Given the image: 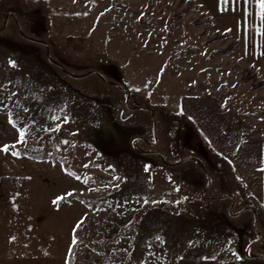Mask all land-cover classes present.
<instances>
[{"label":"rangeland","instance_id":"rangeland-1","mask_svg":"<svg viewBox=\"0 0 264 264\" xmlns=\"http://www.w3.org/2000/svg\"><path fill=\"white\" fill-rule=\"evenodd\" d=\"M247 10L0 0V148L16 145L0 152V264H251V216L210 201L235 182L210 191L202 138L180 117L211 93L264 129L263 26Z\"/></svg>","mask_w":264,"mask_h":264},{"label":"crops","instance_id":"crops-1","mask_svg":"<svg viewBox=\"0 0 264 264\" xmlns=\"http://www.w3.org/2000/svg\"><path fill=\"white\" fill-rule=\"evenodd\" d=\"M262 31H264V26ZM262 53L259 68L264 77V49ZM180 117H185L202 138L203 146L208 153L204 151V156H214L216 159H221L223 164L230 166V173H224L217 168L211 158L207 159L205 156L207 175H210V179L212 177V182H209L210 191L213 188L214 180H219L220 184L225 179L226 183L228 180L230 182V179L235 182L233 187L229 184L228 189L223 193L221 189L224 190L223 185L218 186L214 190V193L218 192L217 196L210 201L215 207H220V204L230 201L228 215L235 206L244 207L239 212L241 214L236 217L250 215L253 220L254 238L246 242L248 259L251 264H264V241H259L260 236L255 229L258 220L260 223L261 219L262 223H258V229L264 230V171H262L264 170V129L254 124V121H249L236 107L229 105L224 100L219 101L218 95L211 93H196L189 96L184 101L183 113ZM180 117L178 115L179 120ZM181 120L183 121V119ZM189 158L193 159L194 157H188L185 160ZM185 160L183 159L181 162ZM227 196H230L232 200L225 198ZM254 204L260 205L262 216L258 215L257 207L255 208ZM229 217L233 218L230 215ZM256 249H258L256 253H250Z\"/></svg>","mask_w":264,"mask_h":264},{"label":"snow or ice","instance_id":"snow-or-ice-1","mask_svg":"<svg viewBox=\"0 0 264 264\" xmlns=\"http://www.w3.org/2000/svg\"><path fill=\"white\" fill-rule=\"evenodd\" d=\"M223 3L227 4L228 0H222ZM232 3L237 5L238 8H240L241 10L244 11L245 14V22L250 18L249 17V13H248V7L250 5H255L256 7H258L259 11L254 12L251 16L252 19H255L256 16H259L260 19V23L262 26H264V0H242V5L243 7L241 8V0H232ZM230 31V30H229ZM256 34L261 35L262 38H264V31H257ZM11 66H15L14 62L10 61L9 62ZM17 94L15 92L12 93V96H16ZM9 99H11V97H9ZM4 107H7V105H4ZM25 111H28V109H25ZM9 122L13 124V127H15V123L12 120V116L11 113H9ZM64 122L67 123V117H64ZM19 131V139L17 141V143H22V144H26L27 143V139H26V135L25 132L26 130H20ZM45 131H59V127L57 128H53V129H46ZM64 143H67V141H65ZM16 145H4L2 148H0V152L3 153H9L10 150L15 149ZM12 155H18V153L16 151H11ZM147 171V169H145ZM264 171V170H262ZM239 179V177H238ZM73 193H67V196H72ZM65 197H58L57 200H54L53 203L54 204H58V202L62 199H64ZM83 221H81L77 227L80 226V224H82ZM74 242H75V238H74ZM207 259V258H205ZM213 259H215V257H213Z\"/></svg>","mask_w":264,"mask_h":264},{"label":"water","instance_id":"water-1","mask_svg":"<svg viewBox=\"0 0 264 264\" xmlns=\"http://www.w3.org/2000/svg\"><path fill=\"white\" fill-rule=\"evenodd\" d=\"M39 44V43H38ZM120 87V86H119ZM124 91H126L127 93H128V96L130 97V93H129V91L127 90V89H125V88H123V87H121ZM127 105H128V102H127ZM153 130L155 131V124H154V120H153ZM162 156V155H161ZM189 160V159H188ZM209 180H210V183H211V179H210V177H209ZM225 198H231L230 196H227V197H225Z\"/></svg>","mask_w":264,"mask_h":264},{"label":"trees","instance_id":"trees-1","mask_svg":"<svg viewBox=\"0 0 264 264\" xmlns=\"http://www.w3.org/2000/svg\"><path fill=\"white\" fill-rule=\"evenodd\" d=\"M257 213H258L259 216H262L263 215V212L261 211V208L260 209L259 208L257 209ZM73 250L74 249L72 248V251L70 252V255L69 256H71ZM68 264H71V261L70 260L68 261Z\"/></svg>","mask_w":264,"mask_h":264}]
</instances>
